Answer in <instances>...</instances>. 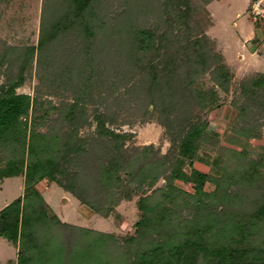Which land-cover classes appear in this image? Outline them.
<instances>
[{
    "label": "trees",
    "instance_id": "trees-1",
    "mask_svg": "<svg viewBox=\"0 0 264 264\" xmlns=\"http://www.w3.org/2000/svg\"><path fill=\"white\" fill-rule=\"evenodd\" d=\"M176 1L177 8L170 14L173 22H162L159 28L166 29L161 33L153 26L128 30L130 42L110 68L123 73L125 89L112 98L117 83L108 85L113 105L133 103L145 119L157 116L171 143L161 159L154 158L153 146L129 152L124 147L127 135L105 125L106 121L112 124L113 115L94 116L95 138L88 141L78 135L79 127L87 124L83 102L89 85L101 78L96 72L99 53L94 52L106 50L103 43L94 41L98 0H61V8L43 22L37 47L17 59L16 80L0 87V179L21 176L24 183L23 195L0 210V238L17 248L16 264H264V153L243 169L237 166L239 172L228 177L224 189L216 184L217 191L224 193L221 201L204 200L209 198L205 185L212 178L196 162H205L200 148L216 142L217 135L209 129L206 117L194 114L193 109H208L216 102V94L213 90L202 93L193 85L197 77L209 74L214 88L226 93L231 77L219 57L208 51L205 37L193 33L188 39L173 33L181 22L187 30L192 14L190 0ZM62 38L72 42L65 44L64 51L70 53L72 63L81 64L78 80L82 83L61 115L33 116L29 121L30 109L40 105L16 89L34 52L40 59ZM82 38V46L73 44ZM8 61L11 65L13 60ZM241 90L243 102L235 104L237 121L244 123L251 115L241 129L257 138L250 127L264 113V77ZM103 98L99 95L96 102L101 104ZM236 155L249 157L244 148ZM219 160L217 154L213 164ZM159 180L164 185L154 188ZM176 181L190 185L194 193L176 187ZM43 183L60 187L102 218L110 216L121 201L139 196L134 235L119 241L104 232L61 222L44 201L38 188ZM235 183L244 193L238 188L231 192ZM229 194L234 202L228 201Z\"/></svg>",
    "mask_w": 264,
    "mask_h": 264
},
{
    "label": "rangeland",
    "instance_id": "rangeland-1",
    "mask_svg": "<svg viewBox=\"0 0 264 264\" xmlns=\"http://www.w3.org/2000/svg\"><path fill=\"white\" fill-rule=\"evenodd\" d=\"M165 1L98 0L96 6L97 26L93 29L97 36L94 41L103 43L102 46L106 47V50L94 52L95 54L99 53L96 72L98 71V78H101H99L100 82L92 81L89 85V95L87 94L84 98L87 124L79 127L80 138L89 141L96 137L95 115H113L112 124L106 121L105 125L116 133L127 135L124 147L129 152L142 149L145 146H153L154 158L161 159L169 150L170 136L166 129L158 123L157 116L150 120L145 119L133 103L128 107L123 103H121L122 105L118 103L119 107L113 105L111 99L116 98L117 93L122 94L125 88L122 83L124 80L120 76L123 73L116 72L117 69H110L113 68L111 66L113 61L121 58V49L126 50L125 44L128 45L127 43L130 42L128 30H131L132 27L149 28L153 26L157 28L158 33H161L166 29L159 28L162 26V22L165 20L173 22V17L170 14L177 8V1L168 0L167 3ZM180 7L181 10L184 9V5H180ZM190 7L192 14L187 22V30L182 22L178 26L173 23L175 26L173 33L183 35L188 39L193 38V33L198 34L199 37H205L208 41L206 43L208 51L219 57L231 77L226 93L214 88L209 74L197 77L193 85L202 93L208 94L213 90L216 94V102L212 105L213 107L210 106L203 111L195 107L193 113L204 115L209 123V129L217 135L216 142L202 145L200 155L205 162H196V165L212 178L205 185L204 190L209 194V198L205 197L204 200L206 203H218L224 193L222 190H220L222 193L217 191V188L224 189V186L228 185L227 180L232 173H236L240 168L243 169L252 158L256 159L257 154L264 153V126H258L264 124V113L258 114L259 120L252 123L250 127L254 130L251 134L259 135V137L251 138L249 137L251 131L248 135L241 129L251 115H247L244 123L241 119V121H237L238 114L235 109V104L243 102L241 87L249 85L261 76L264 77V16H262L264 15V0H190ZM58 8H61V0H0V62L2 61L0 63V87L7 85L9 81L16 80L19 68L17 59L23 58L24 53L28 52L30 48L37 47L42 25L49 21L50 14ZM164 8L167 10H163ZM69 37L74 39L70 35ZM76 42L73 44L80 43L81 46L84 44L83 38L82 41L78 42L77 39ZM66 43L70 42L62 38L53 50L42 54L40 59L35 51L31 62L27 64L23 72V83L16 89V93L30 96L31 99H36L40 105L36 110L30 109L29 121L33 116L38 119L41 115L54 118L55 115H61L59 112L67 110L73 103L76 90L82 83L78 80L81 78L79 73L82 72V67L78 61L71 62L70 53L66 54L64 51ZM70 44L72 45V42ZM3 56L5 60L2 59ZM10 59L13 60L11 65L8 61ZM63 76L66 78L63 79ZM52 77L55 80H51ZM110 82L117 83L118 87L112 98L108 97ZM100 83L103 87H100ZM99 95L106 97L103 98L101 104L96 102ZM51 107L59 111H55ZM211 107L212 109H210ZM248 114H253V112L249 111ZM254 118L256 119L257 116L254 115ZM249 120L248 122H250ZM67 128L66 125L61 132ZM243 148L249 155L246 157L247 160L236 155ZM99 152L101 151L99 150ZM217 154L220 160L214 165L213 159ZM1 156L0 151V158ZM184 169L189 172L187 164ZM234 177L235 174L232 178ZM163 185L164 181L159 180L154 188ZM50 186L43 183L38 188L41 190L46 204L61 222L83 229L104 232L115 236L119 241L122 237L134 235V225L140 216L137 208L139 196L121 201L110 216L102 218L82 206L75 198L69 196L70 194L66 195L60 187L53 185L49 188ZM175 186L187 193H194L190 185H183L176 181ZM239 187V184L235 183V186L230 188L231 192L238 188L244 193ZM23 189L24 183L21 176L0 179V210L21 197ZM228 201H233L230 194ZM232 204L229 205L232 206ZM60 240L62 243V239ZM259 240L256 238L255 243H258ZM53 249L57 250L58 245ZM16 254L17 248L0 238V264H16Z\"/></svg>",
    "mask_w": 264,
    "mask_h": 264
},
{
    "label": "crops",
    "instance_id": "crops-1",
    "mask_svg": "<svg viewBox=\"0 0 264 264\" xmlns=\"http://www.w3.org/2000/svg\"><path fill=\"white\" fill-rule=\"evenodd\" d=\"M53 185H51L49 188H51ZM66 195H69L68 193H66V192H64ZM69 196H71V195H69ZM72 197V196H71ZM64 200H66V201H68L67 199H64ZM65 201V202H66Z\"/></svg>",
    "mask_w": 264,
    "mask_h": 264
},
{
    "label": "built area",
    "instance_id": "built-area-1",
    "mask_svg": "<svg viewBox=\"0 0 264 264\" xmlns=\"http://www.w3.org/2000/svg\"><path fill=\"white\" fill-rule=\"evenodd\" d=\"M259 14V13H258ZM262 16H264V15H262Z\"/></svg>",
    "mask_w": 264,
    "mask_h": 264
}]
</instances>
